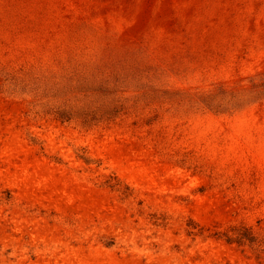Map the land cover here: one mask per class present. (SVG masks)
<instances>
[{"label": "rangeland", "instance_id": "374dc122", "mask_svg": "<svg viewBox=\"0 0 264 264\" xmlns=\"http://www.w3.org/2000/svg\"><path fill=\"white\" fill-rule=\"evenodd\" d=\"M0 264H264V0H0Z\"/></svg>", "mask_w": 264, "mask_h": 264}]
</instances>
